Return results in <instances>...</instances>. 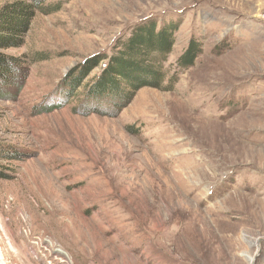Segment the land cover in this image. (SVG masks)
Wrapping results in <instances>:
<instances>
[{
    "label": "rangeland",
    "instance_id": "374dc122",
    "mask_svg": "<svg viewBox=\"0 0 264 264\" xmlns=\"http://www.w3.org/2000/svg\"><path fill=\"white\" fill-rule=\"evenodd\" d=\"M170 22L159 87L87 97ZM0 58V264H264V0H46Z\"/></svg>",
    "mask_w": 264,
    "mask_h": 264
},
{
    "label": "trees",
    "instance_id": "16d2710c",
    "mask_svg": "<svg viewBox=\"0 0 264 264\" xmlns=\"http://www.w3.org/2000/svg\"><path fill=\"white\" fill-rule=\"evenodd\" d=\"M46 0H13L0 7V48L20 47L23 44L24 33L27 31L36 10ZM177 23L170 22L157 28L155 23L135 27L126 41L116 45L109 60L101 69L94 84L88 86L87 97L102 99L110 95L118 98L120 85L127 87L125 98L144 87H159L164 79L163 62L171 51L173 34ZM199 45L191 39L179 57V62L191 65L199 51ZM14 62L0 58V83L11 81L17 77ZM91 64L81 70L66 84L69 93L80 86L82 79L91 70ZM18 71V70H17Z\"/></svg>",
    "mask_w": 264,
    "mask_h": 264
},
{
    "label": "bare ground",
    "instance_id": "6f19581e",
    "mask_svg": "<svg viewBox=\"0 0 264 264\" xmlns=\"http://www.w3.org/2000/svg\"><path fill=\"white\" fill-rule=\"evenodd\" d=\"M199 126V125H198ZM204 157V156H203ZM77 167V166H76ZM102 169V168H101ZM188 173V172H187ZM76 174V173H75ZM133 180V179H132ZM159 180H160V178H159ZM133 182V181H132ZM119 183V182H118ZM191 185V184H190ZM117 187H119V186H117ZM53 189V188H52ZM150 194V193H149ZM177 194V193H176ZM181 196V195H180ZM183 198V197H182ZM108 200V199H107ZM119 201V200H118ZM182 202V201H181ZM150 205V204H149ZM178 206V205H177ZM180 208V207H179ZM176 238V237H175ZM202 239V238H201ZM170 243V242H169ZM202 243V242H201ZM208 243H209V241L206 243V245H208ZM255 244V243H254ZM206 248V247H205ZM244 256H245V258L247 259V261L249 262V263H252L253 262V255H250V254H248V253H245V254H243ZM59 256V255H58ZM60 258V257H59Z\"/></svg>",
    "mask_w": 264,
    "mask_h": 264
}]
</instances>
